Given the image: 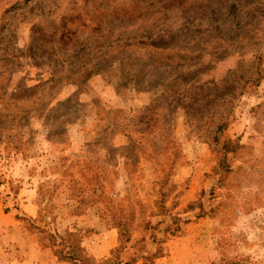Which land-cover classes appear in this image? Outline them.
<instances>
[{
    "label": "rangeland",
    "instance_id": "374dc122",
    "mask_svg": "<svg viewBox=\"0 0 264 264\" xmlns=\"http://www.w3.org/2000/svg\"><path fill=\"white\" fill-rule=\"evenodd\" d=\"M66 254L264 264V0H0V264Z\"/></svg>",
    "mask_w": 264,
    "mask_h": 264
},
{
    "label": "trees",
    "instance_id": "16d2710c",
    "mask_svg": "<svg viewBox=\"0 0 264 264\" xmlns=\"http://www.w3.org/2000/svg\"><path fill=\"white\" fill-rule=\"evenodd\" d=\"M55 74L54 73L51 77V79H49L47 82H44L42 85L43 86H48L50 85L49 89H53V85H54V81H55ZM70 80L72 79H65L66 82H70ZM185 80H182L181 77H175L171 83H168L167 86L171 87V89H168L166 90V86L165 85H160L161 88L165 87L163 90V93H166V96H168L169 98H171L172 96L174 97V95L177 96V101L179 100L180 102L183 101V99H186L188 97V94L186 93L187 90H186V87L184 86V83ZM176 85H178L176 87ZM172 97V98H173ZM157 100V101H156ZM166 101L167 99L165 98L164 95H162L161 97L159 98H156L155 100H153L151 102L150 105L147 106V108H145V110L143 111V114L141 115V118H147L151 115V113H153L154 111H156L157 109H162V110H165L166 113H164V115H166L170 121V117L172 115V111L170 109V106L169 105H166ZM166 106V107H165ZM187 106H184V109L186 110ZM146 126H148L147 124H144ZM226 127V120L225 118L223 117H219L217 119V123L214 125L213 127V131H212V136H211V142H212V145L213 148H216V144L218 143V139H217V135H219ZM163 137H167L168 133H167V129H164L163 131ZM225 148L226 150L228 149V147H230V144L228 141H225V142H222V148ZM64 258L63 260L64 261H67L69 262L70 264H76V262H78L77 258L73 255V254H66V255H63Z\"/></svg>",
    "mask_w": 264,
    "mask_h": 264
},
{
    "label": "crops",
    "instance_id": "0c3cea01",
    "mask_svg": "<svg viewBox=\"0 0 264 264\" xmlns=\"http://www.w3.org/2000/svg\"><path fill=\"white\" fill-rule=\"evenodd\" d=\"M20 264H26L24 261L22 262V263H20ZM59 264V263H58Z\"/></svg>",
    "mask_w": 264,
    "mask_h": 264
}]
</instances>
